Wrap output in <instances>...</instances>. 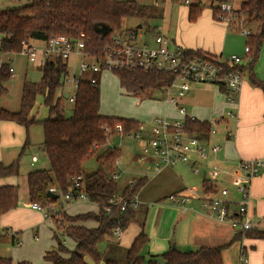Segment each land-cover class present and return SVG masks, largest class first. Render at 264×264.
<instances>
[{
    "label": "trees",
    "instance_id": "1",
    "mask_svg": "<svg viewBox=\"0 0 264 264\" xmlns=\"http://www.w3.org/2000/svg\"><path fill=\"white\" fill-rule=\"evenodd\" d=\"M188 1L190 22L197 21L205 9H211L214 19L218 21L217 16L222 13L221 5L228 3L227 0ZM232 6L235 21L228 29L240 31L242 27H250L246 40L249 53L245 58V61L250 62L242 67L243 73L247 67L252 83L264 92V82L257 80L253 74V67L264 43V0H240L237 5L234 3ZM160 16H163V12L159 8L138 3L136 0H32L30 5L21 9L0 11V54H20L22 42L29 39L47 41L53 37L66 36L73 41L84 40L86 51L99 56L108 43L110 33L103 37L96 31L97 26L107 25L115 32L124 27L127 19L137 17L146 21ZM142 25L144 26L143 23ZM150 30L152 29L149 28L148 31ZM11 68L8 63H3L0 67V95L7 93L5 84L13 76ZM67 73V66L62 61L48 62L42 68L39 83H24L20 110H0V122H15L26 129L37 123L43 127V148L49 168L28 173L27 191L30 203H38L47 208L58 201L49 197L51 188H56L62 196L70 190L73 193L79 192L80 187H83L85 197L99 208L98 213L75 217L64 215V219L72 223L67 228L61 226L64 237L74 241L76 247L69 251L59 239L58 248L48 252L45 259L52 264H90L89 259L95 263L120 264L105 258L100 252V245L113 237L114 230L119 228L125 231L131 224L141 222L142 230L129 247L125 264H224L223 247H202L187 252L170 248L160 255L146 257L142 252L149 242L144 233L147 212L140 215L139 209L132 206L126 211L116 206L110 214L106 213L111 197L121 193L126 199H131L139 193L147 179L135 180L132 191L129 185L119 190L118 181L112 179V174L120 154L107 145L116 136L106 134L104 127L111 128L114 133L116 126L120 124L123 134H128L136 132L141 122L102 115L100 85L93 87L88 78L80 82L73 102V113L66 117L64 93L62 91L59 94V91L63 88ZM115 74L119 78L120 86L133 95L157 90L171 79L167 75L142 71ZM38 97L43 98V104L48 109V117L42 121L32 114ZM186 124L188 131L200 140L207 139L212 130L210 122L187 119ZM93 156H97L98 169L87 172L84 165ZM18 172V161L9 165L0 163V179L12 177ZM74 178H81L78 186ZM17 204L18 188L12 185L0 186V217L13 210ZM53 218L57 224V217ZM87 220L96 221L98 226L88 228L76 225ZM246 237L264 239V231L253 230L246 233ZM0 264H13V261L11 258L0 257ZM17 264L32 263L20 261Z\"/></svg>",
    "mask_w": 264,
    "mask_h": 264
},
{
    "label": "crops",
    "instance_id": "2",
    "mask_svg": "<svg viewBox=\"0 0 264 264\" xmlns=\"http://www.w3.org/2000/svg\"><path fill=\"white\" fill-rule=\"evenodd\" d=\"M229 1L231 0H227L228 3ZM171 2L177 4L174 0H171ZM204 11L197 21L190 22L186 5V12L181 22L177 25L174 36L169 37L172 40V45H178L191 51H200L224 57L231 31L225 24L214 19L211 9H205ZM3 55L9 56V54ZM0 62L3 64L2 61ZM102 74L98 76L99 85L101 84ZM253 74L257 80L264 82V43L261 47L259 59L253 67ZM66 94H68V91H64V96ZM180 107L186 110V115L190 120L210 122L211 124V122L225 118L230 111L236 112L237 120L227 119L220 125L212 126L211 124L216 132H210L207 139L201 140L207 147L220 146L221 150L217 155H210L209 159L205 161L193 160L189 163H179L175 166H160L158 173H155L158 161L151 157L149 155L150 152L145 151L140 144L131 139H126L129 143L127 146L125 145L124 152L122 147L119 149V180L122 178L121 174L128 176L124 188L131 181L147 179L138 193L139 202L141 199L145 202L149 196H155V199L149 202L165 203L162 204V206L165 205L164 212L168 208H171L174 212L172 218H167V213L164 214L166 220L173 224V230L172 233L162 239V245L157 249V254L152 255H160L172 248V246L183 252L196 251L202 247H223L224 264H239L242 250L246 253L249 264H264V239L256 237L242 238L239 234H235L233 227L229 223L218 222L214 218L207 216L202 208V203L200 206L199 202L195 201L198 200L197 198L192 199L186 205V211H182L176 206H168L170 204L166 202L167 197L171 194L180 193L189 187L196 188L199 195L203 196L207 193L204 190V186L213 180L217 181L218 188L210 191L216 194L220 189L226 188L231 194L230 197L235 202H238L240 194L236 189V185L244 180L239 163L245 160L264 158L263 90L252 83L250 73H248V77L243 83L238 106L235 109L229 104L222 88L212 84H191V88L183 97ZM153 111L154 114L163 113V117L169 120L186 119L179 114L176 106H171L165 101L164 104H159L158 107L155 106ZM229 121L234 123V133L226 132V124ZM38 161V158L36 162H33L32 159V164ZM125 161H128L127 164ZM136 161L148 165L142 170H136L132 167ZM195 168H198L196 173ZM18 175L19 172L12 177ZM9 178L11 179V177L1 178L0 186H15ZM16 187L18 188L17 206L0 217L3 227L6 228L3 232H0V241L10 243L14 247L13 258L11 257L13 264H17L20 261L36 264L39 261H35V257H38V260L39 257L45 259L48 252L58 248L60 238L55 233V229L62 235H64V231L58 229L54 218H46L41 212L31 208L32 203H30L28 198L27 181L26 192H23L25 195L20 193L18 186ZM250 194L253 230L264 231V170L252 180ZM140 206L141 204L139 208ZM231 210L236 211L237 206H231ZM98 212V206L89 200L73 202L64 211L65 215L69 217ZM146 212L144 233L148 236L149 242L143 249V254H145L146 247L151 242L150 236L152 237L151 233H149L150 229L149 232L146 230V228H149V226L147 227L149 208ZM76 225L95 228L98 223L93 220H87L78 222ZM163 229L165 227L161 226L159 230ZM140 230H142V227L139 232ZM34 232L33 238L31 237L27 243L24 242L23 236L26 233L32 234ZM123 238L124 231L121 240H117L113 236L105 242L112 239L121 242ZM62 243L69 251L74 250L76 247L74 241L65 237H63ZM28 245L31 247H28Z\"/></svg>",
    "mask_w": 264,
    "mask_h": 264
},
{
    "label": "built area",
    "instance_id": "3",
    "mask_svg": "<svg viewBox=\"0 0 264 264\" xmlns=\"http://www.w3.org/2000/svg\"><path fill=\"white\" fill-rule=\"evenodd\" d=\"M20 1V0H15ZM189 5V1L183 2ZM150 5L160 8L161 1L153 0ZM147 5V4H145ZM232 5L223 3L220 7L221 14L217 20L230 28L235 16ZM136 28H122L121 30L110 32L107 45L99 56H95L86 51L84 40L73 41L66 36L53 37L47 41L26 40L22 42L21 53L28 58V61L36 67L44 68L50 61H62L67 66L68 73L64 80L71 88L68 91V99L73 103L79 84L82 80L88 78L93 87L99 86L98 76L103 72H125L142 71L144 73H158L170 77L168 84L160 87L165 94V102L178 108L179 114L186 119V110L180 107V103L186 93L190 90L191 84H212L224 90L225 96L231 106L235 109L238 106L239 98L243 88V69L245 58L234 54L229 58L220 55H211L200 51L187 50L178 45H172V40L161 34L156 29L146 30ZM242 35L248 36L250 31L243 27L240 29ZM152 32L154 34V45H151L147 39H144V33ZM245 56L249 53V47H245ZM75 57V66L79 69V75L70 77L69 61ZM2 63L0 62V67ZM14 73V69H10ZM186 119L169 120L165 117L154 118L150 123L141 122L136 132L123 134L122 125L118 124L113 133L109 127H104L106 134L116 136L121 141L131 139L140 144L149 155L158 161L155 173L160 171V166H175L179 163H189L193 160H208L210 155H217L221 147L214 145L207 147L196 136L187 129ZM227 119L237 120L235 111L228 112L225 118L219 121L211 122L212 126L223 124ZM212 133L215 129L212 128ZM107 142L110 148L119 151L122 142L118 146H113L112 140ZM33 162L37 157H33ZM120 159L115 161V172L112 179L118 181L120 178ZM244 180L236 185L240 194L238 202L234 201L229 194L228 189L222 188L214 194L211 189H217L218 183L213 180L206 183L204 190L206 194L199 195L198 190L189 187L180 193L171 194L166 202L172 206L186 211V205L194 198L202 203V208L207 216L214 218L218 222L229 223L235 234L242 238L246 233L254 229L251 216V182L264 170V158L245 160L239 163ZM198 168H195V173ZM81 178H74L76 186L79 185ZM135 184V180L129 183L130 191ZM49 192L57 194L63 199L62 209H57L56 204L43 207L38 203H32L31 208L45 214L46 218H53L60 213H64L66 207L78 200H88L84 195L83 187L79 192L73 193L70 190L67 194H58L56 188H51ZM140 202L138 194L131 199H126L122 194L115 195L108 200L106 213L110 214L112 209L120 206L122 211H126L129 206L138 209ZM236 205L237 210H231V206ZM113 236L121 240L123 231L116 229ZM239 264H249V259L242 250Z\"/></svg>",
    "mask_w": 264,
    "mask_h": 264
},
{
    "label": "rangeland",
    "instance_id": "4",
    "mask_svg": "<svg viewBox=\"0 0 264 264\" xmlns=\"http://www.w3.org/2000/svg\"><path fill=\"white\" fill-rule=\"evenodd\" d=\"M141 4H149L153 0H136ZM161 1V9L163 16L152 18L146 21L139 19L137 17L125 20L124 29L125 28H136L140 24H144L143 32H146L149 28L156 29L161 34L167 35L168 37L174 36V31L177 25L183 19V16L186 12V5L181 1H176L177 4L171 2V0H160ZM240 0H231L229 3L232 5L233 2L237 3ZM32 3V0H0V11L7 9H21L26 7ZM233 7V6H232ZM156 8V7H155ZM205 12V11H204ZM249 26H245V30H249ZM253 30H255L254 26H251ZM137 29V28H136ZM229 34V41L226 47V53L224 54L225 58H229L231 55H238L241 58H245V47L247 36L242 35L241 31H232ZM231 36V37H230ZM144 39H147L151 45H154V34L152 32L144 33ZM2 36L0 35V39ZM0 61L3 63H8L14 69L13 76L11 79L5 84L7 89V93L0 95V110L4 109L10 112H18L20 110L21 98H22V90L25 82L31 83H39L42 78V68L36 67L28 61V58L22 54H9L3 55L0 54ZM75 57H72L69 61L70 68V77L74 75H79V69L75 66ZM250 62V60H246L245 64ZM249 73V69L246 67L243 73V80L247 79ZM202 84V83H201ZM71 88L69 85H63V88L59 91V94L63 91H70ZM100 92H101V109L100 113L104 116H112L118 118H128V119H136L143 123H150L154 118L163 117L162 114H154L155 106H159V104H164L165 94L161 90H153L146 92L140 95H133L127 93L121 86L119 82L118 76L115 72H104L101 77L100 84ZM64 98V97H63ZM36 107L34 108L33 115L39 121H42L48 117V109L43 104V100L41 97H38L36 102ZM64 107H65V115L66 117H70L73 113L74 103H72L69 99L64 98ZM234 123L231 121L226 124V132H233ZM1 138H0V162L4 164H11L12 162L18 161L19 164V175L16 177H11L9 180L13 185L18 186L20 189V193L26 192V181L27 174L33 170L40 169H48L49 162L44 153L43 148V127L40 123L34 124L26 129L24 126L19 125L15 122L2 121L1 122ZM224 131V130H223ZM224 131V133L226 134ZM122 142V148L124 152L125 145L129 143V141L124 138L122 141L119 138H114L112 140L113 146H118V144ZM28 143V144H27ZM27 144V145H26ZM26 145V147H25ZM37 156L38 162L32 164V157ZM128 161H125L127 164ZM124 165V163H123ZM148 164H142L139 162H134V167L136 170H142L147 167ZM120 166V165H119ZM84 168L87 172H94L98 169L97 156H93L90 158L84 165ZM122 178L118 180V187L121 191L124 188V185L127 183L128 176L125 174H121ZM9 181V182H10ZM25 195V193H23ZM140 195V194H139ZM231 196V194H230ZM169 197V196H168ZM167 197V198H168ZM233 197V195H232ZM155 199V196H149V198L143 202V199L140 200V208L139 213L144 214L149 208V216L146 230L150 229L152 237L150 236V244L146 247L145 256L148 257L152 254H157L158 248L161 247L162 239L165 238L168 234L172 233L173 224L170 221H167L164 214L167 213V218L173 217V210L168 208L164 212V206L159 202H149ZM199 202L201 206V201L195 200ZM63 199L60 197L56 203L57 209H62ZM173 207L172 205H168ZM173 212V213H172ZM44 216L45 214L42 213ZM65 213H60L57 216V227L62 231V227H68L72 223L71 221L64 219ZM30 219V218H29ZM172 224V226H171ZM163 226L165 229L159 230L160 227ZM141 228V222H136L131 224L124 231V238L121 242H117L112 239L107 242H104L100 245V252L107 259H113L120 264H125L127 259V252L134 239L138 236L139 229ZM6 228L3 227L2 222L0 221V232H3ZM64 229V228H63ZM55 233L57 236L63 240L64 235L60 234L57 229H55ZM35 232L30 234L26 233L23 236L24 242L27 241L33 236ZM68 239V238H67ZM173 241V240H172ZM169 242V241H168ZM167 242V243H168ZM28 247H31L28 245ZM14 247L10 243H6L5 241H0V256L1 257H12L13 258ZM35 261H39L36 264H51V262L46 259L39 257L34 258ZM49 262V263H48ZM91 264H102L95 263L92 259H89ZM33 264V263H32Z\"/></svg>",
    "mask_w": 264,
    "mask_h": 264
},
{
    "label": "water",
    "instance_id": "5",
    "mask_svg": "<svg viewBox=\"0 0 264 264\" xmlns=\"http://www.w3.org/2000/svg\"><path fill=\"white\" fill-rule=\"evenodd\" d=\"M136 28L137 29H142L143 28V25L140 24ZM96 31L98 33H100L103 37H105V36H107L112 31V29L109 26H107V25H102V26H97L96 27ZM64 98H68V94H66L64 96ZM49 197L51 199L58 200L60 196L57 195V194H53V193L49 192ZM175 248H176L175 246H172V249H175Z\"/></svg>",
    "mask_w": 264,
    "mask_h": 264
}]
</instances>
